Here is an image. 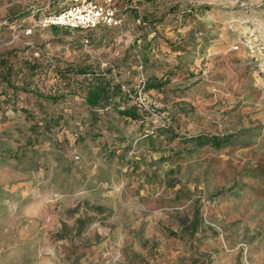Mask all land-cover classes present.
Wrapping results in <instances>:
<instances>
[{"label":"rangeland","instance_id":"obj_1","mask_svg":"<svg viewBox=\"0 0 264 264\" xmlns=\"http://www.w3.org/2000/svg\"><path fill=\"white\" fill-rule=\"evenodd\" d=\"M44 1L0 0V264H264V0H143L104 35L34 27Z\"/></svg>","mask_w":264,"mask_h":264},{"label":"built area","instance_id":"obj_2","mask_svg":"<svg viewBox=\"0 0 264 264\" xmlns=\"http://www.w3.org/2000/svg\"><path fill=\"white\" fill-rule=\"evenodd\" d=\"M143 0H45L35 10L40 29L63 28L87 32L99 27L122 31L123 16L131 9L139 8ZM34 17V15H32ZM25 23L23 19L22 24ZM6 23L0 20V44L4 37ZM33 26L23 27L25 34H32ZM86 44L87 41L85 40Z\"/></svg>","mask_w":264,"mask_h":264},{"label":"trees","instance_id":"obj_3","mask_svg":"<svg viewBox=\"0 0 264 264\" xmlns=\"http://www.w3.org/2000/svg\"><path fill=\"white\" fill-rule=\"evenodd\" d=\"M148 1H155V0H148ZM137 9H131L123 16V23L124 25L127 24V22L136 15ZM54 30H67L63 28H52ZM70 32H79V33H89L91 34H115L119 31L114 28H106V27H99L92 31L87 32H81L78 30H68ZM87 41L86 44H88L90 41L85 38ZM83 40V42L85 41ZM146 42H144V41ZM136 46L137 44H143L146 45V48L151 47V39L149 37H137L135 40ZM75 72L78 75H87V72L84 69L77 68ZM111 73V71H109ZM105 75V74H102ZM103 77V78H102ZM9 79L6 78V81L8 82ZM90 86L86 88V96H85V103L87 106H89L91 109L95 108H101L105 109L110 105V102L116 98L119 93H121V84L112 85V82L110 79L104 78V76H100L99 74L93 75V81L89 84ZM166 85V82H164L163 79H158L155 77H149L144 83L142 91L143 93H147L150 91H159L163 88V86ZM1 97V94H0ZM118 115H120L123 118L131 119V120H142V117L136 113V110L133 108H126L121 110L120 108H117L115 110ZM187 143H190L194 145L197 148H203V147H210L215 150H219L223 148L224 146H228L231 142L230 136H210V135H198L195 137H191L188 140H186Z\"/></svg>","mask_w":264,"mask_h":264}]
</instances>
